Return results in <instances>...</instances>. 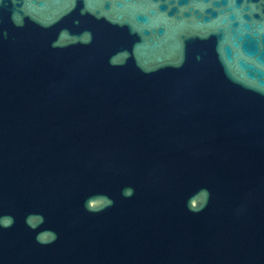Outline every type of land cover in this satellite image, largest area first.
I'll return each instance as SVG.
<instances>
[{"label": "water", "instance_id": "95a60500", "mask_svg": "<svg viewBox=\"0 0 264 264\" xmlns=\"http://www.w3.org/2000/svg\"><path fill=\"white\" fill-rule=\"evenodd\" d=\"M0 264H264V0H0Z\"/></svg>", "mask_w": 264, "mask_h": 264}, {"label": "clouds", "instance_id": "9594fccd", "mask_svg": "<svg viewBox=\"0 0 264 264\" xmlns=\"http://www.w3.org/2000/svg\"><path fill=\"white\" fill-rule=\"evenodd\" d=\"M129 194H130V190H128Z\"/></svg>", "mask_w": 264, "mask_h": 264}]
</instances>
